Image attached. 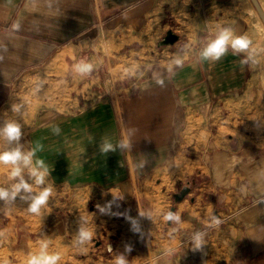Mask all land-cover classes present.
I'll use <instances>...</instances> for the list:
<instances>
[{"label": "crops", "instance_id": "crops-1", "mask_svg": "<svg viewBox=\"0 0 264 264\" xmlns=\"http://www.w3.org/2000/svg\"><path fill=\"white\" fill-rule=\"evenodd\" d=\"M257 1L264 11V0ZM102 4L104 36L113 30L115 45H124L128 39L151 42L157 28L170 22L180 34L178 44L166 46L164 67L153 68L152 78L141 83L137 94L125 96L122 104L127 151L134 163L131 167L123 140H116L108 102L94 106L82 120L70 118L65 123L56 113L37 112L21 129L20 140L7 141L4 150L37 149L48 175L44 185L36 186L25 169L24 179L33 191L21 190L14 199L0 201V264H27L41 241H48L50 253L61 254L58 264L74 263L70 253L63 256V250L70 252V240L75 237L70 208L92 199L134 204L140 199L133 189L140 186L136 172L154 170L159 164L171 174L172 185L190 175L197 177L199 192L188 201H176L172 208L179 220L163 225L161 216L150 209L140 223L131 213L125 218L129 220L126 227L115 231L113 249L97 260L82 258L80 264H114L118 255L128 264H150L151 258L171 249L183 253L188 241L194 248L197 233H202L204 244L195 249V264H264V119L257 97L263 54L256 51L254 65L240 64L242 57L231 51L217 62H202L199 57L211 33L220 27H231L242 35V16L236 17L234 2L102 0ZM96 22L90 0H0V109L9 101L14 80L31 68L47 73L46 68L62 57L74 61ZM177 60L184 61L182 67L174 66ZM157 81H163V86ZM220 96H226L222 106ZM224 108L228 122L235 125L233 130L243 131L249 139L251 155H233L238 160L229 164L226 181L218 180L217 167L204 158L220 154L218 149L203 146L202 141L207 123L216 125ZM102 143L112 144L115 151L102 154ZM45 186L53 188L52 196L40 215L29 213L31 197ZM17 201L24 204L22 215L11 210ZM213 216L220 224L209 227Z\"/></svg>", "mask_w": 264, "mask_h": 264}, {"label": "rangeland", "instance_id": "rangeland-1", "mask_svg": "<svg viewBox=\"0 0 264 264\" xmlns=\"http://www.w3.org/2000/svg\"><path fill=\"white\" fill-rule=\"evenodd\" d=\"M231 1L236 6V17L242 16V35L247 36L252 41V47L263 54V59L261 58V64H259L262 72L259 76L260 90L257 97L260 101L258 108L264 119V30L258 23L257 12L250 0ZM90 4L97 22L89 32V40L81 54L72 62H70V58L62 57L46 68L47 73L31 68L32 70L14 80L16 84L14 90L10 93L9 101L0 109V127H3L9 121L18 123L22 129L30 124L28 120L34 118L39 111L48 112V114L56 113L59 120H63V123L69 122L70 118L74 121L76 119L82 120L84 116L89 115L90 109L100 102L106 101L110 110L108 117H110L111 126L115 130L116 140L117 137L119 140L122 139L126 151L128 150L127 132L126 127H124L122 113L125 96L137 94L142 88L141 83L152 78L151 70L153 68L161 65L164 67L162 62L164 60L163 53L166 52L165 49L168 47H166L167 45H161L160 41L166 32L172 31L178 36V41L174 42L176 44L180 40V34L173 26L174 22H170L169 24L166 23L165 27L157 28L158 33L151 42L128 39L124 45H115L112 37L116 33L113 30L108 32L107 36H104L106 28L104 27L105 22H101L103 16L102 0H90ZM101 28L103 31L101 30L98 36ZM118 31L117 29L116 32ZM123 32L122 36L125 38L126 35ZM96 53L98 56L95 55ZM93 56L96 57L93 58ZM81 59L92 65V71L89 74L75 71L74 65ZM70 65H72L71 68ZM225 97L220 96V106L225 101ZM14 107L18 110L14 111ZM209 124L210 122L207 123V128L203 131V146H214L221 154V158L216 160L217 156L215 154L206 155L204 158L206 163L217 167L218 180L226 181L229 164H233L238 160L233 155L243 153L242 157L249 158L251 156L247 148L250 145L248 143L249 139L245 138L243 131L240 133L233 130L235 125L228 122L225 108L220 110L218 123L212 126ZM66 125H69V123L63 126ZM261 125L263 126L261 131L264 134V122ZM239 129H241V125ZM6 142L7 140L0 139V150L7 147ZM243 147H245L244 151H242ZM127 153L128 161L132 167L134 160L128 151ZM165 169L163 164H159L154 170L136 172L140 176V186L133 189L140 199L134 204L132 202H121L119 199H116L113 203L106 202L104 204L92 199L81 204L76 203L73 210L70 208V224L71 229H75V237L70 240V252L63 250L64 257H67L70 253V261L75 258L76 261L74 263L70 262V264H80L79 260L85 257H92L97 260L106 253L108 254L110 252L109 247L111 250L113 249L115 231L126 227L123 225L129 220H125V218L129 217L131 213L138 216L141 223L144 213L153 209V214L161 216L163 225L168 226L169 220H165L164 215L175 206L174 194L179 193L182 188L186 187L188 193L182 200L188 201L190 197L199 192V184L195 180L197 177L190 175L172 185L174 180ZM240 176L241 174L237 177ZM17 182L18 178L11 180L8 178L6 168H0V187L11 191V185ZM218 189L223 188L218 185ZM236 190L239 191V189ZM110 198L109 194L107 199ZM100 208L103 209V212L100 211ZM23 209L24 204L21 201H17L11 207L16 215H22ZM8 211L6 210L7 214ZM234 221L241 223V219H232V222ZM76 228H79V231L82 228L92 232L96 230L94 232L96 235H93L89 243L81 244L78 239L79 232ZM107 232H111L110 235H107ZM188 242L187 247L184 248L185 251L181 252L180 256L176 250L171 249L160 257H155V260L151 258L150 264H195V248L192 247L193 242ZM235 253H241V251ZM233 257L235 258V256ZM240 257L242 256L240 255ZM90 264L96 263L91 261Z\"/></svg>", "mask_w": 264, "mask_h": 264}, {"label": "clouds", "instance_id": "clouds-1", "mask_svg": "<svg viewBox=\"0 0 264 264\" xmlns=\"http://www.w3.org/2000/svg\"><path fill=\"white\" fill-rule=\"evenodd\" d=\"M231 51L234 56H241L240 64H256L257 52L252 47V41L245 35H237L231 27H220L214 33H211L205 46L200 50L199 57L202 62H217L221 60L228 52ZM183 60L175 61V67H182ZM75 71L82 74H89L92 71V65L81 59L76 65H74ZM171 70V69H170ZM163 86V81H157ZM14 111L18 110L14 107ZM21 138V127L18 123L8 122L0 127V139L7 140L8 142L19 141ZM42 150V146H41ZM109 151H115L112 144L102 143L100 146V152L107 154ZM0 168H8L9 179L18 178V183L11 185V191L4 187H0V201L8 202L14 199L18 193L23 190L24 192L31 193L33 186L27 183L24 179L23 173L25 169L28 170V176L33 179L36 186H42L45 184V177L48 175V167L43 159L37 156V149H32L27 152L21 151L20 147L13 148L11 150H0ZM53 194V188L51 186L42 187L34 196L31 197V203L27 208V211L31 214L40 215L41 209L47 204L48 199ZM21 199H27V197H21ZM103 212V209L100 208ZM165 220L178 221L179 216L172 212H168L164 215ZM220 220L215 216L212 217V222L209 227L219 226ZM93 238V232L86 229H80L78 233V239L81 244L89 243ZM194 248L200 249L204 244L202 239V233H197L194 237ZM48 241H41L39 250L32 254L27 264H58L61 260V254L59 252H49ZM111 251V248L109 247ZM126 251H131L130 248H126ZM114 264H128L127 259L118 255L114 258Z\"/></svg>", "mask_w": 264, "mask_h": 264}, {"label": "water", "instance_id": "water-1", "mask_svg": "<svg viewBox=\"0 0 264 264\" xmlns=\"http://www.w3.org/2000/svg\"><path fill=\"white\" fill-rule=\"evenodd\" d=\"M254 8L257 10L259 15L261 16L263 22H264V11L261 8L259 2L257 0H250ZM178 39V36L174 34L172 31H167L165 36L162 38L160 41L161 45H168V44H173L176 42ZM188 193V189L186 187L182 188L181 191L177 194H174V199L176 201H180L183 199V197ZM173 212V209L170 211Z\"/></svg>", "mask_w": 264, "mask_h": 264}, {"label": "bare ground", "instance_id": "bare-ground-1", "mask_svg": "<svg viewBox=\"0 0 264 264\" xmlns=\"http://www.w3.org/2000/svg\"><path fill=\"white\" fill-rule=\"evenodd\" d=\"M253 7H254V6H253ZM254 9H255V8H254ZM255 10H256V9H255ZM256 12H257V10H256ZM256 15H257V19H258V21H259L258 23H259L260 27L264 30V22H263L261 16L259 15L258 12L256 13ZM215 156H217L216 159L221 158V154H218V155H215Z\"/></svg>", "mask_w": 264, "mask_h": 264}]
</instances>
